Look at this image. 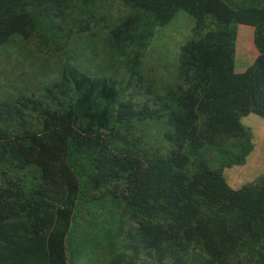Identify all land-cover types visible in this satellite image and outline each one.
Masks as SVG:
<instances>
[{"label":"trees","instance_id":"trees-1","mask_svg":"<svg viewBox=\"0 0 264 264\" xmlns=\"http://www.w3.org/2000/svg\"><path fill=\"white\" fill-rule=\"evenodd\" d=\"M180 8L192 34L156 72L141 56ZM249 112L264 0H0V264H264V172L223 175Z\"/></svg>","mask_w":264,"mask_h":264},{"label":"rangeland","instance_id":"rangeland-1","mask_svg":"<svg viewBox=\"0 0 264 264\" xmlns=\"http://www.w3.org/2000/svg\"><path fill=\"white\" fill-rule=\"evenodd\" d=\"M193 24L194 17L185 9H178L166 23L156 25L141 56L142 61L149 64L156 72L171 71L175 65L178 46L192 34ZM251 33V25L237 24L234 52V69L236 70L243 69L255 54ZM118 93V89L107 91L108 100L113 103V106ZM242 121L252 132L253 148L244 163L233 164L223 169L226 181L234 187L264 172V121L253 112L242 116Z\"/></svg>","mask_w":264,"mask_h":264}]
</instances>
